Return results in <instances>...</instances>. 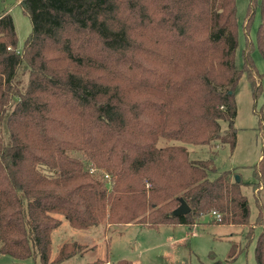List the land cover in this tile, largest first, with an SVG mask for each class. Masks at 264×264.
<instances>
[{"label": "trees", "instance_id": "1", "mask_svg": "<svg viewBox=\"0 0 264 264\" xmlns=\"http://www.w3.org/2000/svg\"><path fill=\"white\" fill-rule=\"evenodd\" d=\"M20 5L32 24L22 50L13 17L0 13V254L13 257L10 264H69L83 252L75 240L54 245L62 217L76 229L102 222L249 225L248 237L264 226V153L254 165L252 223L232 169L217 173L214 156L163 157L158 145L165 138L235 149V89L243 73L255 97L264 92L253 46L236 65L237 0ZM257 6L264 58V0H251L250 23ZM131 137L148 140V150ZM92 168L106 169L111 184ZM181 200L190 211L176 215ZM255 258L264 264V229Z\"/></svg>", "mask_w": 264, "mask_h": 264}, {"label": "rangeland", "instance_id": "2", "mask_svg": "<svg viewBox=\"0 0 264 264\" xmlns=\"http://www.w3.org/2000/svg\"><path fill=\"white\" fill-rule=\"evenodd\" d=\"M20 1L0 0V13L6 10L13 17L18 49L22 50L31 33L32 24ZM250 3L251 0H237L239 44L236 65L238 68L242 67L243 53L250 45L253 46L252 57L255 65L264 74V58L257 46V31L261 23L260 8L257 6L252 9L254 14L250 23ZM246 22L250 23L248 28L245 27ZM19 78L24 85L28 75L21 70ZM235 100L238 107L234 123L237 143L233 151L224 143H188L165 138L158 145L163 149V157L168 155L175 159H201L214 156L215 164L219 168L217 173L232 169L235 176L242 179V190L249 199L250 222L253 223L258 214L252 183L253 171L254 165L264 153V92L258 97L254 96L247 72L243 73L235 89ZM131 141L137 143L139 150H148V140L131 137ZM81 157L85 158L83 155ZM163 169L165 166H161V170ZM94 174L101 181H111L106 169L95 168ZM75 183L70 184L72 188ZM141 184L149 186L144 180ZM211 219V215L202 218L207 222ZM263 229L264 226H257L252 237L247 236L249 225L217 223H200L193 228L186 225H165L155 229L138 224L102 222L88 229H76L71 228L62 217L61 225L54 231L53 242L59 246L64 241L75 240L82 245L83 252H78L69 264H93L96 260L105 261L107 264H119L123 260H126L123 264H219V261L222 264H257L255 248ZM235 242L239 253L236 259L231 260L229 257ZM13 261L10 255L0 254V264H10Z\"/></svg>", "mask_w": 264, "mask_h": 264}, {"label": "water", "instance_id": "3", "mask_svg": "<svg viewBox=\"0 0 264 264\" xmlns=\"http://www.w3.org/2000/svg\"><path fill=\"white\" fill-rule=\"evenodd\" d=\"M236 181L237 182H240L241 181V177L236 175ZM190 211V207L189 205L184 201V200H181V204L175 209L174 213L176 215H180V214H185L187 212Z\"/></svg>", "mask_w": 264, "mask_h": 264}, {"label": "crops", "instance_id": "4", "mask_svg": "<svg viewBox=\"0 0 264 264\" xmlns=\"http://www.w3.org/2000/svg\"><path fill=\"white\" fill-rule=\"evenodd\" d=\"M262 156H263V153L261 154V158H262ZM96 261H99V260H96ZM96 261H95V262H96ZM95 262H93V264H94ZM108 263H109V262H108ZM86 264H87V263H86Z\"/></svg>", "mask_w": 264, "mask_h": 264}, {"label": "built area", "instance_id": "5", "mask_svg": "<svg viewBox=\"0 0 264 264\" xmlns=\"http://www.w3.org/2000/svg\"><path fill=\"white\" fill-rule=\"evenodd\" d=\"M95 171V169L94 168H92V172H94ZM214 214H216L215 212H214Z\"/></svg>", "mask_w": 264, "mask_h": 264}]
</instances>
